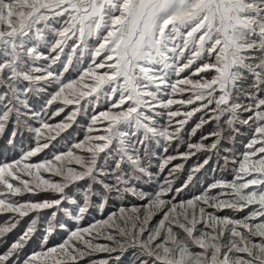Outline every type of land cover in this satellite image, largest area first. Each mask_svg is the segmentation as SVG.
Here are the masks:
<instances>
[{
  "label": "snow or ice",
  "instance_id": "snow-or-ice-1",
  "mask_svg": "<svg viewBox=\"0 0 264 264\" xmlns=\"http://www.w3.org/2000/svg\"><path fill=\"white\" fill-rule=\"evenodd\" d=\"M0 214V264H264V0H0Z\"/></svg>",
  "mask_w": 264,
  "mask_h": 264
},
{
  "label": "rangeland",
  "instance_id": "rangeland-1",
  "mask_svg": "<svg viewBox=\"0 0 264 264\" xmlns=\"http://www.w3.org/2000/svg\"><path fill=\"white\" fill-rule=\"evenodd\" d=\"M7 216H8V214H0V225L4 224L6 222ZM19 231H20V227H18L17 229H14L12 232H10L8 234L7 239L9 241H11L12 239L15 238V236L19 233ZM2 248H3V245L0 244V249H2Z\"/></svg>",
  "mask_w": 264,
  "mask_h": 264
}]
</instances>
